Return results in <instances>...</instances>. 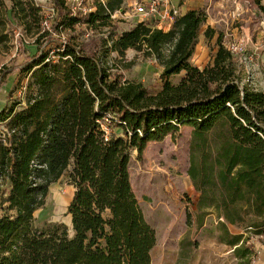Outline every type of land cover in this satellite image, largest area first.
Listing matches in <instances>:
<instances>
[{
  "label": "trees",
  "instance_id": "trees-1",
  "mask_svg": "<svg viewBox=\"0 0 264 264\" xmlns=\"http://www.w3.org/2000/svg\"><path fill=\"white\" fill-rule=\"evenodd\" d=\"M125 1L52 0L54 19L41 30L32 0H10L23 31L34 30L36 51L0 69V86L19 73L11 92L22 95L0 109V264H151L156 234L129 164L133 152L140 160L147 144L181 127L191 128L190 153L199 159V177L189 169L198 210L216 215L236 264H253L250 240L264 237V93L242 83L218 38L211 64L190 63L206 21L201 9L175 15L167 31L141 22L117 33L111 16ZM252 1L264 17L262 0ZM6 22L0 0V34ZM129 50L161 66L157 93L117 72ZM64 175L74 190L70 229L39 228L34 214Z\"/></svg>",
  "mask_w": 264,
  "mask_h": 264
},
{
  "label": "rangeland",
  "instance_id": "rangeland-1",
  "mask_svg": "<svg viewBox=\"0 0 264 264\" xmlns=\"http://www.w3.org/2000/svg\"><path fill=\"white\" fill-rule=\"evenodd\" d=\"M2 1L7 22L0 34V69L16 67L36 51L34 30L33 34L25 33L11 13L10 0ZM84 1L86 6H93V0ZM135 1L138 0H126L122 10L114 13L117 33L129 29L138 20L132 13ZM186 1L180 0L178 7H173L177 15L184 10ZM32 2L40 10L41 30L46 29L55 15L52 0ZM261 3L264 5V0ZM67 4L72 7L77 2L67 0ZM169 4L172 7L170 1ZM237 4L243 9L239 12V15L243 13L240 17H231L211 27L209 15L212 14L206 10L207 6L201 5L206 21L200 28L190 63L199 69L211 64L218 38L224 47L239 48L233 57L242 83L264 93V17L252 0H237ZM207 28L213 31L211 38L204 36ZM74 35L79 40L83 38L79 31ZM116 63L117 72L125 80L142 84L150 94L160 90L162 68L154 58L129 50ZM183 75L172 77L170 82L177 84ZM18 78L19 73L15 70L1 84L0 109L22 97L21 91L11 92ZM190 142L191 128L181 127L172 136L147 144L140 160H137L136 152L132 153L129 164L132 191L146 222L156 234V243L150 253L151 264H236L230 248L221 240L222 231L216 215L212 210L197 208L199 193L189 176V169L198 178L199 159L195 153H190ZM1 189L7 191V184ZM73 191L66 175L52 184L44 206L34 214L35 225L44 228L62 223L70 229L67 207ZM228 228L231 234L241 232L233 226ZM250 242L256 252L253 264H264V237H253Z\"/></svg>",
  "mask_w": 264,
  "mask_h": 264
},
{
  "label": "built area",
  "instance_id": "built-area-1",
  "mask_svg": "<svg viewBox=\"0 0 264 264\" xmlns=\"http://www.w3.org/2000/svg\"><path fill=\"white\" fill-rule=\"evenodd\" d=\"M69 1V0H68ZM81 4V0H70ZM132 13L138 18L134 23L148 22L153 24L154 28L167 31L173 21V17L177 15L176 10L170 6L168 0H138L132 5ZM115 14L111 16L113 19ZM133 23V24H134ZM133 26V25H132ZM48 29V26L46 27ZM226 49L234 55L239 48L236 46L226 47Z\"/></svg>",
  "mask_w": 264,
  "mask_h": 264
},
{
  "label": "crops",
  "instance_id": "crops-1",
  "mask_svg": "<svg viewBox=\"0 0 264 264\" xmlns=\"http://www.w3.org/2000/svg\"><path fill=\"white\" fill-rule=\"evenodd\" d=\"M172 7H178L180 0H169ZM205 5L206 10L210 11L212 15H209L211 20V26L217 22L224 21L227 19L233 18L235 16L240 17L239 12H242V7L240 8L237 4V0H187L184 6V10L180 11L179 14H184L189 10L200 9L201 5ZM180 10V8H179ZM206 26H208L206 24Z\"/></svg>",
  "mask_w": 264,
  "mask_h": 264
}]
</instances>
